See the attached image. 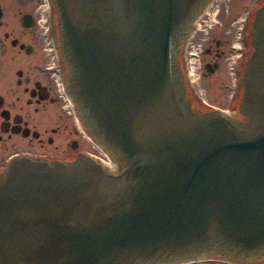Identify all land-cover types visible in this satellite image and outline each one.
<instances>
[{"label": "water", "instance_id": "water-1", "mask_svg": "<svg viewBox=\"0 0 264 264\" xmlns=\"http://www.w3.org/2000/svg\"><path fill=\"white\" fill-rule=\"evenodd\" d=\"M55 2L70 94L120 171L87 154L13 159L0 174V264H170L224 241L263 244L259 51L242 81L251 121L239 122L193 110L173 68L201 0Z\"/></svg>", "mask_w": 264, "mask_h": 264}, {"label": "flooded vegetation", "instance_id": "flooded-vegetation-1", "mask_svg": "<svg viewBox=\"0 0 264 264\" xmlns=\"http://www.w3.org/2000/svg\"><path fill=\"white\" fill-rule=\"evenodd\" d=\"M75 1L79 7L82 0ZM44 9L45 0H0V174L19 157L73 162L89 153L59 86L64 82L69 89L58 7L51 0L47 24ZM257 51L263 66L264 0H201L173 40V68L191 84L187 58L196 55L205 100L192 87L194 99L204 110L219 109L244 121L250 116L241 106L242 79ZM214 86L225 92L219 103L208 96ZM224 243L203 259L173 264H264V243L254 248Z\"/></svg>", "mask_w": 264, "mask_h": 264}, {"label": "rangeland", "instance_id": "rangeland-1", "mask_svg": "<svg viewBox=\"0 0 264 264\" xmlns=\"http://www.w3.org/2000/svg\"><path fill=\"white\" fill-rule=\"evenodd\" d=\"M198 63H199V66H200V61L198 60ZM200 86L201 88L203 87V84L201 83L200 81ZM204 84H205V87H207V84H206V81H204ZM208 89V88H207ZM222 88H219V87H211L209 89V99L215 103H219L220 100H223V97H224V91L222 92ZM78 139H81V142H82V149H88L89 151H94V153H97L96 149H94L90 142L87 140L86 137H84L83 135H79L78 136Z\"/></svg>", "mask_w": 264, "mask_h": 264}]
</instances>
